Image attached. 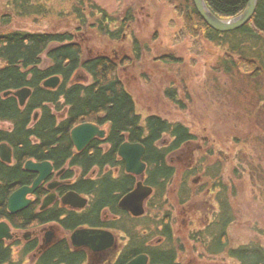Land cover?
<instances>
[{"label": "trees", "instance_id": "1", "mask_svg": "<svg viewBox=\"0 0 264 264\" xmlns=\"http://www.w3.org/2000/svg\"><path fill=\"white\" fill-rule=\"evenodd\" d=\"M49 1L8 0L7 12L0 16V144L6 142L13 150L12 163L0 159V221L7 220L18 231L53 223L66 235L59 236L37 256L40 246L37 237L26 242L15 240L13 243L20 245L17 251L15 244L2 241L0 264H83L88 253L85 249H73L69 239V233L82 226L105 227L123 236L124 246L110 264H126L142 253L149 255V264H183L179 257L185 247L174 226L175 208L187 206L189 211L188 206H193L189 203L195 197L191 176L198 169L186 168L176 184L177 168L170 157L197 136L182 121L159 113L140 114L121 73L131 64V58L121 56L118 61L107 52L85 55L84 40L89 19L99 6L97 3L69 0L76 27L48 30L41 21L53 16L54 8L48 5ZM165 1L181 20L179 41L190 38L196 46L204 40L221 47L223 54L213 69L232 80L241 77L247 82L240 89L233 87V91L230 87L226 92L242 97L241 107L248 112L238 116L248 119L254 141L262 149L259 156H264V0L257 1L255 14L246 25L227 32L209 26L193 0ZM206 3L215 15L229 19L240 14L248 0H206ZM103 10L104 18L93 19L90 25L100 34L124 41L123 30L129 23L111 30L109 24L113 18L109 17L105 23L108 12ZM17 20L24 26H17ZM29 20L38 26H29ZM141 42L135 37L137 53L142 50L138 44ZM53 76L60 77L59 85L45 87L44 82ZM25 87L31 88L32 94L23 106L17 96L4 94ZM219 87L212 85L218 93ZM165 94L175 104L184 106L173 87H167ZM86 122L105 128L107 133L76 152L71 130ZM125 141L141 142L146 148L145 183L153 187V194L147 201L145 215L140 217L120 209L119 201L116 204L115 200L111 201L113 192L116 198L117 193L137 184V177L126 172L124 161L118 155ZM29 159L49 160L55 170L64 169L61 179L66 183L59 187V194L73 190L88 197L85 209L74 210L54 203L41 210L42 200L49 193L43 184L29 207L10 213L9 195L20 186L32 184L36 178L35 173L24 168ZM251 161L247 160V166ZM253 165L256 174H263L262 168ZM219 169L209 174L217 190L213 194L215 209L203 224L192 223L184 233L196 244L195 250L201 249L199 252L211 258L222 257L231 264H264V243L255 239L237 245L231 243L229 228L237 220L231 200L234 190L230 185L229 192L227 182L217 180ZM172 188L176 190V203L170 198ZM195 211L190 210L193 215Z\"/></svg>", "mask_w": 264, "mask_h": 264}, {"label": "rangeland", "instance_id": "2", "mask_svg": "<svg viewBox=\"0 0 264 264\" xmlns=\"http://www.w3.org/2000/svg\"><path fill=\"white\" fill-rule=\"evenodd\" d=\"M7 1L0 0V16L7 12ZM93 2L99 6L94 11L93 18L89 19L88 34L84 40L85 55L107 52L118 61L123 54L131 58V64L123 68L121 73L126 86L135 97L139 112L143 115L159 113L172 120L182 121L197 136L196 141L182 149L187 158L179 152L170 157L177 168L176 181H179L186 168L198 169L191 176L195 197L189 203L193 206H189V211L185 214L175 208L177 234L182 236L185 247L180 254L183 264H231L222 257L211 258L206 253L199 252L201 249L195 250L196 244L184 232L193 222L203 224L215 209L213 203L216 204V201L213 198H216L213 194L216 189L212 186L213 176L209 174L217 172L220 167L217 180L221 179L225 184L227 182L229 192L230 185L234 190L231 192V200L236 209L237 220L229 228L231 243L237 245L250 239L264 243V156H259L262 149L254 141V132L248 119L238 116L248 112L241 107V101L244 102L242 97H233L230 92H226L228 89L230 91V87L233 91V87L240 89L247 82L241 77L232 80L213 69L218 57L223 54L221 47L204 40L200 42V46L198 44L199 47L190 38L178 40L181 20L165 0ZM48 5L54 8V12L53 16L41 21L43 27L48 30L76 27L75 17L70 13L72 4L69 0H51ZM100 7L108 12L105 23L109 17L113 18L109 24L111 30L119 28L121 20L129 12L135 14V20L129 22L134 32L124 29V41L100 34L90 25L93 19L104 18V10ZM16 25L24 26L19 22ZM28 25L38 26L33 20H29ZM135 37L142 41L138 43L142 46L139 53L134 48ZM213 74L218 77L214 79ZM217 84L220 85L219 93L212 88V85ZM167 87L177 90L183 107L166 96ZM247 160H252L249 166ZM253 163L259 166L258 169L262 168L263 174H256ZM211 167H214L212 171ZM175 191L172 188L170 192L174 203ZM192 209L196 210L195 215L191 214ZM54 229L59 228L55 226ZM119 240L125 242L123 236ZM13 246L16 251L20 247L18 244ZM116 250L120 251L115 245L100 255L99 264H110L109 260L103 261V258L112 259ZM30 263L32 264H27Z\"/></svg>", "mask_w": 264, "mask_h": 264}, {"label": "water", "instance_id": "3", "mask_svg": "<svg viewBox=\"0 0 264 264\" xmlns=\"http://www.w3.org/2000/svg\"><path fill=\"white\" fill-rule=\"evenodd\" d=\"M258 0H249L244 11L229 19H222L215 15L208 7L205 0H194V4L205 22L212 28L221 31H234L246 25L254 16ZM60 83L57 76L50 77L44 82L49 88H55ZM31 93L29 87L22 88L18 91H7L5 95L14 94L18 97L20 104L23 106ZM106 130L93 123H81L71 130V139L76 149L84 150L95 138H103ZM146 148L141 142L125 141L119 147L118 154L125 163V169L128 173L136 175L139 180L136 187L127 193L119 203V206L129 211L134 216H141L145 213L146 200L153 193V188L144 183L147 164L143 160ZM0 159L4 162L11 163L13 160L12 147L4 142L0 144ZM27 171L36 173L37 176L31 185H23L14 191L8 199V210L10 213L23 211L33 202L30 197L35 194L39 187L48 180L54 173V166L50 161L36 162L28 160L25 165ZM62 171V170H61ZM61 171L57 172L59 175ZM62 182L49 183L48 187L52 191L43 199L41 209L47 208L50 204L58 199L55 189ZM64 205L72 208H83L87 204V198L81 196L75 191H69L61 197ZM19 237V232L14 230L7 220L0 221V242L10 241ZM71 241L75 246L85 247L94 253H101L112 248L116 243L115 235L109 230L79 228L72 232ZM53 241V237L47 234L44 244L40 249H45ZM39 249V251H40ZM149 257L146 254H140L127 262L126 264H148Z\"/></svg>", "mask_w": 264, "mask_h": 264}, {"label": "flooded vegetation", "instance_id": "4", "mask_svg": "<svg viewBox=\"0 0 264 264\" xmlns=\"http://www.w3.org/2000/svg\"><path fill=\"white\" fill-rule=\"evenodd\" d=\"M123 57H126L125 56V54H123ZM121 60V59H120ZM194 141H196V140H194ZM194 141H192V143L194 142ZM187 146H190V144L189 145H187ZM186 147V146H185ZM184 148V147H183ZM182 148V149H183ZM180 150V151H182V153L179 151V154L180 155H184L186 158H187V155H185V153H183V150ZM191 153V151H189V154ZM186 154H188V152L186 153ZM182 158V157H181ZM180 158V159H181ZM171 159V158H170ZM109 169V168H108ZM115 172H118V170H116ZM61 174L60 175H58V176H53L49 181H47V182H52V183H56V182H58V181H61ZM65 181V180H64ZM86 197V196H85ZM87 198V204H86V206L88 205V201H89V198L88 197H86ZM54 203H59V204H62L61 202H60V200L59 199H57L56 201H54L50 206H52ZM85 206V207H86ZM49 207V206H48ZM85 207H84V209H85ZM189 207V206H188ZM70 208V207H69ZM46 209V208H45ZM72 209H74V210H77V209H75V208H72ZM180 209V211L182 210V213L183 214H185L186 212H187V210H188V208H187V206H184L182 209L181 208H179ZM78 210H83V208L82 209H78ZM130 215L131 216H133L131 213H130ZM134 217V216H133ZM176 223H177V220H176V217H175V219H174V226H176ZM52 225H49V226H51L50 228H52V226H53V228H55V226H57L56 224H53V223H51ZM196 223H194L193 222V225H195ZM48 225V224H47ZM46 227H48V226H46V225H43V226H38V227H34V228H32V231L30 232V233H28V234H26V235H24V234H19V238H17L18 240H21V241H24V242H26V241H28L29 239H31V238H33V237H37V238H39V240H40V246L42 245V244H44V240L46 239V236H47V228ZM58 227V226H57ZM59 228V227H58ZM81 228V227H80ZM103 229H106V230H109V231H111L114 235H115V238H116V243H115V245L117 246V248L118 249H120V251H121V249L123 248V244L124 243H122V242H120V240H119V237L121 236H119V234H117V233H119V232H117V231H114V230H111V229H108V228H105V227H102ZM79 229V228H78ZM77 230V229H76ZM189 230V228L188 229H186V231H188ZM75 231V230H74ZM74 231H72V232H74ZM72 232H70L69 234L71 235L72 234ZM53 234H52V237H53V241L55 240V238H57V237H59V236H65L66 235V232L65 231H63V230H61L60 228L58 229V230H55L54 229V231L52 232ZM45 234V235H44ZM119 236V237H118ZM52 241V242H53ZM120 244H119V243ZM156 242H159L158 240L156 241ZM119 244V245H118ZM114 245V246H115ZM121 245H122V247H121ZM39 246V247H40ZM113 246V247H114ZM112 247V248H113ZM82 249H85L86 250V252L88 253V257H87V260L84 262L85 264H99V260H100V255H102L103 253H106L109 249H111V248H109V249H107V250H105V251H103V252H101V253H94V252H92L91 250H89L88 248H85V247H82ZM120 251H118V250H116V252H115V255H114V257L112 258V259H107L106 257L105 258H103V261H106V260H109L110 261V263L114 260V258H116V256L118 255V253L120 252ZM143 254H146V253H143ZM148 257H149V255H148ZM180 258V260H181V256L179 257ZM149 262H150V258H149ZM105 264V263H104ZM108 264V263H107ZM149 264V263H148Z\"/></svg>", "mask_w": 264, "mask_h": 264}, {"label": "bare ground", "instance_id": "5", "mask_svg": "<svg viewBox=\"0 0 264 264\" xmlns=\"http://www.w3.org/2000/svg\"><path fill=\"white\" fill-rule=\"evenodd\" d=\"M206 1V0H205ZM249 1V0H248ZM193 2H194V0H193ZM195 5V4H194ZM196 7V6H195ZM244 11V10H243ZM242 11V12H243ZM128 12V11H127ZM241 12V13H242ZM240 13V14H241ZM200 14V13H199ZM240 14H238V15H240ZM201 15V14H200ZM238 15H236V16H238ZM235 16V17H236ZM202 17V16H201ZM135 20V14L133 15V14H131V12H129L122 20H121V22H120V25H119V28H122V26H123V24H125V22H127V23H129L130 21L132 22V21H134ZM131 28H133L132 27V25L131 24H129V27H127L126 29H128V30H130L131 31V33L132 32H134V31H132V29ZM134 29V28H133ZM15 91H18V90H15ZM31 94H32V91H31V93L28 95V97H27V100L30 98V96H31ZM139 111V110H138ZM140 114H141V112H140ZM143 115V114H142ZM74 145V144H73ZM75 146V145H74ZM75 149H76V147H75ZM79 150H77L76 149V152H78ZM29 160H34V159H29ZM34 161H36V160H34ZM44 161H49V160H44ZM44 161H36V162H44ZM27 162V161H26ZM26 162L24 163V168H25V165H26ZM7 163V162H6ZM55 168V167H54ZM30 172V171H29ZM33 183V182H32ZM26 185H31V184H26ZM21 187V186H20ZM19 188V187H18ZM17 188V189H18ZM135 188V187H134ZM134 188H132V189H130V190H128V191H121V192H119V193H117V196H116V198H115V195H114V192H113V198L111 199V201L113 202L114 200H115V202H114V204H116L118 201H119V203H120V201L122 200V198L127 194V193H129L130 191H132ZM17 189H15L14 191H16ZM13 191V192H14ZM12 192V193H13ZM11 193V194H12ZM67 192H65V194H66ZM10 194V195H11ZM10 195H9V197H10ZM9 197H8V199H9ZM120 207V206H119ZM7 208H8V200H7ZM120 209H122L121 207H120ZM123 210V209H122ZM73 221H75V220H73ZM49 225H52V224H48V225H46V226H48V227H46L47 229L46 230H50V231H46L48 234H50V235H52L53 233V231H54V228H53V226H52V228H50L51 226H49ZM81 228H86V229H99V230H105V229H103L102 227H92V226H82ZM58 238V237H57ZM57 238H55V239H57ZM71 247L73 248V249H75V250H80V249H82V247H78V246H75L73 243H71ZM129 262V261H128ZM83 264H85V263H83Z\"/></svg>", "mask_w": 264, "mask_h": 264}]
</instances>
